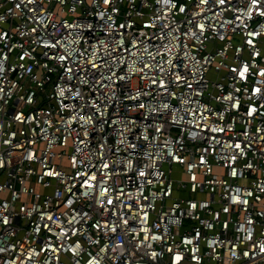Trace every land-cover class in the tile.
Segmentation results:
<instances>
[{
  "label": "built area",
  "instance_id": "built-area-1",
  "mask_svg": "<svg viewBox=\"0 0 264 264\" xmlns=\"http://www.w3.org/2000/svg\"><path fill=\"white\" fill-rule=\"evenodd\" d=\"M0 264H264V0H0Z\"/></svg>",
  "mask_w": 264,
  "mask_h": 264
},
{
  "label": "rangeland",
  "instance_id": "rangeland-1",
  "mask_svg": "<svg viewBox=\"0 0 264 264\" xmlns=\"http://www.w3.org/2000/svg\"><path fill=\"white\" fill-rule=\"evenodd\" d=\"M206 78H207L208 80H212V79H214V75L211 74V73H208V74L206 75ZM180 177H181V174H179V173L177 172V170L174 169V172L172 173V178H173V179H177V178H180Z\"/></svg>",
  "mask_w": 264,
  "mask_h": 264
}]
</instances>
